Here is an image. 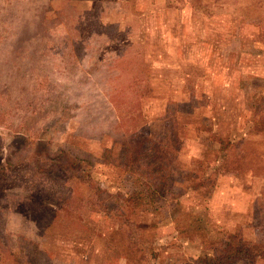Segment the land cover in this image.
Segmentation results:
<instances>
[{
  "label": "rangeland",
  "instance_id": "rangeland-1",
  "mask_svg": "<svg viewBox=\"0 0 264 264\" xmlns=\"http://www.w3.org/2000/svg\"><path fill=\"white\" fill-rule=\"evenodd\" d=\"M260 15L264 0H0V163L30 157L40 137L92 165L77 184L106 203L152 189L157 207L139 217L160 246L150 264H205L198 253L231 234L263 242ZM26 172H9L0 196L25 193ZM20 215L0 226V264H27L21 219L51 264H132L112 257L122 221L103 209L91 211L98 235L76 233L73 212L49 231Z\"/></svg>",
  "mask_w": 264,
  "mask_h": 264
},
{
  "label": "trees",
  "instance_id": "trees-1",
  "mask_svg": "<svg viewBox=\"0 0 264 264\" xmlns=\"http://www.w3.org/2000/svg\"><path fill=\"white\" fill-rule=\"evenodd\" d=\"M200 1L202 0H195V2ZM256 19L261 21L264 15L257 16ZM260 123L264 124L263 121L257 120L255 126L258 127ZM35 140V144L43 145L44 143V145L39 146L36 152L33 151L30 157L17 155L0 163V182L9 179L11 175L9 172L21 168L27 170V177L21 180L26 188L25 193H16L10 195L9 198L0 196V226L6 223L9 213H20V218H23L29 226H32L31 222L35 217H39V222L43 221L44 231H49L47 227H51L52 224L60 227L62 225V222L54 221L55 218L63 220L62 213L73 212L76 213V233L82 229L98 235L99 232L95 230L91 218V211H95L97 207L103 209L109 217H118L122 221L116 230L118 239L115 238L116 240L111 242L112 257L113 254L114 256L120 255V258L129 260L132 264H150L149 260H154L160 246L149 243L146 230L150 226L139 217L141 212L155 211L157 207L152 198V189L136 188L129 197L122 198L120 203L115 205L106 203L105 200H101L104 189L99 185L92 184L91 192L85 193L77 184L90 180L93 174L92 165L74 157L66 149H58L55 153H51L46 140L40 137ZM139 145H142V141ZM70 169L75 171L71 175ZM72 176L76 178V195L68 186L66 188L67 181ZM46 200L56 201L59 207L49 208L45 204ZM113 211L116 212L113 213ZM21 221L22 219L16 222V227L18 226L21 232L18 233L19 245L25 252V262L27 264H51L54 250L43 246L40 235L36 234L32 238L28 230L19 226ZM219 245L198 253L205 264H234L242 259L264 260V241L251 242L240 235L231 234ZM107 261L108 259L106 260L108 264Z\"/></svg>",
  "mask_w": 264,
  "mask_h": 264
}]
</instances>
